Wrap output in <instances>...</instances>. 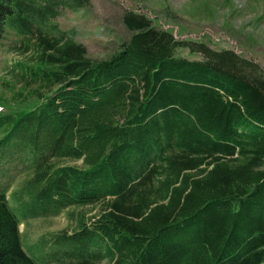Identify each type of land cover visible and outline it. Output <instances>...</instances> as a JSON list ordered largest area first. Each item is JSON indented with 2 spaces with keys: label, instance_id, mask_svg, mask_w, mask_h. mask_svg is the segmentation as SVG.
<instances>
[{
  "label": "trees",
  "instance_id": "trees-1",
  "mask_svg": "<svg viewBox=\"0 0 264 264\" xmlns=\"http://www.w3.org/2000/svg\"><path fill=\"white\" fill-rule=\"evenodd\" d=\"M89 4L0 0V38L11 28L27 51L35 36L25 73L38 100L0 111V156L25 151L30 173L11 191L17 209L0 186V264H38L21 243L24 219L98 203L89 222L55 234L65 249L41 264H264V70L133 10L122 15L129 38L90 58L46 25Z\"/></svg>",
  "mask_w": 264,
  "mask_h": 264
},
{
  "label": "rangeland",
  "instance_id": "rangeland-1",
  "mask_svg": "<svg viewBox=\"0 0 264 264\" xmlns=\"http://www.w3.org/2000/svg\"><path fill=\"white\" fill-rule=\"evenodd\" d=\"M127 10L146 15L152 25L169 29L178 39L204 42L215 50L232 49L264 70V0H90L89 5L77 10L61 9L46 25L54 24L56 30L67 32L86 47L90 58L103 59L117 51L131 34L122 21ZM28 37L27 51L26 37L11 28L0 38V111L16 112L38 103L31 93L36 84L25 73L35 49V36ZM175 53L189 59L201 58L187 48H178ZM23 154L25 151L0 156V186L9 187L7 197L15 209L19 208V200L12 197L11 191L30 176L22 161ZM52 162L83 166L81 159L59 158ZM101 206L100 203L71 206L55 215L24 219L19 225L24 250L38 264L49 257L46 253L61 256L65 247L53 243L55 234L74 231L80 216L89 222ZM74 260L64 258L50 264H72ZM89 264H108V261L92 260Z\"/></svg>",
  "mask_w": 264,
  "mask_h": 264
},
{
  "label": "built area",
  "instance_id": "built-area-1",
  "mask_svg": "<svg viewBox=\"0 0 264 264\" xmlns=\"http://www.w3.org/2000/svg\"><path fill=\"white\" fill-rule=\"evenodd\" d=\"M174 35V34H173ZM174 37L176 38V39H178L175 35H174Z\"/></svg>",
  "mask_w": 264,
  "mask_h": 264
}]
</instances>
